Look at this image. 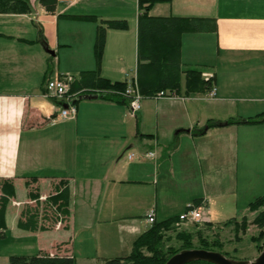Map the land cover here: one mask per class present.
I'll use <instances>...</instances> for the list:
<instances>
[{"label":"crops","instance_id":"1","mask_svg":"<svg viewBox=\"0 0 264 264\" xmlns=\"http://www.w3.org/2000/svg\"><path fill=\"white\" fill-rule=\"evenodd\" d=\"M25 1L29 14L0 13V181L11 180L16 191L0 225L3 264L40 253L74 257L77 264L128 256L152 227L150 213L164 221L193 206L217 226L255 219L249 206L264 195V122L225 124L264 115V0L156 4L153 17L217 21L216 33L182 36L181 93L143 99L136 114L130 105L83 96L72 119L61 116L66 104L47 96V82L100 70L113 82L133 85L140 0H58L54 14L39 0ZM62 15L122 20L128 29L107 30L99 65V22ZM188 70L214 79L216 96L186 95ZM209 121L220 127L195 134ZM61 181L71 191L70 216L53 223L47 199ZM30 208L39 210L43 229L19 227ZM257 231L254 225L247 229ZM240 238L225 245V253L255 258L252 237ZM246 239L255 244L251 253L241 250Z\"/></svg>","mask_w":264,"mask_h":264},{"label":"trees","instance_id":"2","mask_svg":"<svg viewBox=\"0 0 264 264\" xmlns=\"http://www.w3.org/2000/svg\"><path fill=\"white\" fill-rule=\"evenodd\" d=\"M169 0H140L138 20V69L136 88L143 99L155 98L161 92L168 95H179L182 88V63L181 42L186 33L211 32L218 30L217 21L210 18L199 17H153L150 12L158 3ZM39 3L48 13L54 14L58 0H39ZM32 7L25 0H0V13L3 14H29ZM61 18L88 22H99L95 43V57L100 65L103 51L107 41V30H126L128 24L122 20L104 21L95 15H62ZM101 20V21H100ZM185 94L209 93L214 86V79L206 80L198 70L185 72ZM49 82V81H48ZM47 82V84H48ZM129 83L125 81L113 82L102 76L100 70L83 72L80 78L71 85L70 94L83 96L97 95L103 100L123 105H130L131 97L127 95ZM45 92H47V85ZM78 102V100H77ZM76 102V103H77ZM264 122V115H258L250 119H231L227 125L258 124ZM208 129L220 127L218 122L209 121ZM195 134L204 135L205 129L195 130ZM37 178L31 179L36 182ZM0 225L4 224L9 199L16 194L15 186L11 180L0 181ZM39 202L38 195H31ZM71 191L66 181H61L57 192L47 199V207L53 210L50 218L53 223L70 216ZM39 205V203H38ZM252 212H256L255 219L249 223L247 219L242 222L231 220L223 226L206 224L192 232L176 227L179 217L164 221H155L152 227L142 234L133 244L128 256L98 259L97 264H166V262L183 250L204 249L224 253V244L221 240L223 228H232L236 240H240L241 233H247L250 225L260 229L259 237H253L252 241L258 243L264 239V195L254 200L250 206ZM38 209L30 208L20 220L19 227L23 230L36 231L40 226ZM197 226V224H195ZM194 225V226H195ZM168 234H174L179 246L167 245V241L173 239ZM197 240V244L195 241ZM9 264H77L74 257L51 256L40 253L34 256H12ZM189 264H213L206 261H195Z\"/></svg>","mask_w":264,"mask_h":264},{"label":"built area","instance_id":"3","mask_svg":"<svg viewBox=\"0 0 264 264\" xmlns=\"http://www.w3.org/2000/svg\"><path fill=\"white\" fill-rule=\"evenodd\" d=\"M211 78H206L210 80ZM76 81V78L71 75H63L54 80H51L47 84V96L53 98L61 103L66 104L63 108L61 116L63 118H75L77 115V100L79 97L74 94H70L71 85ZM127 95L131 97L130 107L133 114H136L141 110L143 97L140 95L139 91L134 88V85H129L127 89ZM210 97L216 96V89L213 86L212 90L208 93ZM177 94L172 93L168 95L167 93L161 92L155 98H168L175 97ZM153 155V154H152ZM148 222L155 223V217L153 213L148 215ZM212 223L210 218L206 216L202 208H195L191 206L185 213L179 216V222L176 225H190V224H200L202 226Z\"/></svg>","mask_w":264,"mask_h":264},{"label":"water","instance_id":"4","mask_svg":"<svg viewBox=\"0 0 264 264\" xmlns=\"http://www.w3.org/2000/svg\"><path fill=\"white\" fill-rule=\"evenodd\" d=\"M89 100L99 99L97 95L86 96ZM82 98H79V100ZM227 125V124H225ZM208 128H205L207 131ZM195 261H206L213 264H264V248L261 254L254 260H238L230 258L221 252L208 251L204 249L183 250L171 257L166 264H189Z\"/></svg>","mask_w":264,"mask_h":264},{"label":"rangeland","instance_id":"5","mask_svg":"<svg viewBox=\"0 0 264 264\" xmlns=\"http://www.w3.org/2000/svg\"><path fill=\"white\" fill-rule=\"evenodd\" d=\"M194 225L195 224H190V225H185V226L184 225L183 226L176 225V227L179 229V231L189 230V231L194 232V231H196L197 228L202 226L200 224H197V226L196 225L194 226ZM213 226L216 227L217 225L213 224ZM260 231L261 230L259 229V231H257V232H252V233L247 232V233H248L249 237L253 238V237H259ZM244 235H246V233ZM168 236H172L173 239L170 241H167V243H168L167 245H175V246L180 245V243L175 239L176 236L174 234H168ZM252 238H251V240H252ZM221 240H222L224 246L229 245L230 243L236 242L237 240H236L235 232L233 231V229L232 228H226L225 230H223L221 233ZM195 243L197 244V240L195 241ZM254 243H252L250 241V239H246L241 246V248H242L241 250H243L244 252H247V253H251L253 250H255V244H256L258 247V252H257V256L255 258H257L261 254V252L264 248V239L260 240L258 243H255V244ZM224 253H225V251H224ZM18 255H20V254H18ZM239 257H241V255L236 256V259H240ZM255 258H252L251 260H254ZM0 264H3V263L0 261Z\"/></svg>","mask_w":264,"mask_h":264}]
</instances>
